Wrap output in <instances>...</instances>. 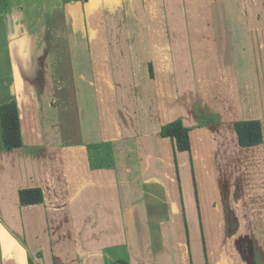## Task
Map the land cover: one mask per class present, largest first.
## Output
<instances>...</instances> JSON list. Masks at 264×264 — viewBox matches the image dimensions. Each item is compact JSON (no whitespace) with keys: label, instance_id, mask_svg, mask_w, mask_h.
Masks as SVG:
<instances>
[{"label":"crops","instance_id":"crops-1","mask_svg":"<svg viewBox=\"0 0 264 264\" xmlns=\"http://www.w3.org/2000/svg\"><path fill=\"white\" fill-rule=\"evenodd\" d=\"M110 1L0 0V105L17 102L22 135L5 151L0 127V264H264V221L245 219L264 213V0H254L261 10L245 17L243 33L209 31V58L225 61L220 69L209 59V82L232 79L238 103L227 114L209 103L201 124L187 120L162 72L155 82L165 91L142 99L134 123L107 108L115 95L97 94L92 79ZM237 35L241 43H217ZM64 36L74 111L56 103L67 95L51 81V42ZM153 36L152 77L174 68L168 31ZM175 120L188 129V151L160 135ZM248 120L260 121L257 146L240 145L235 125ZM31 188L43 201L22 205L18 192ZM247 239L255 255L231 249Z\"/></svg>","mask_w":264,"mask_h":264},{"label":"rangeland","instance_id":"rangeland-1","mask_svg":"<svg viewBox=\"0 0 264 264\" xmlns=\"http://www.w3.org/2000/svg\"><path fill=\"white\" fill-rule=\"evenodd\" d=\"M253 2L254 0H113L105 3L102 25L105 26L107 37L101 40L106 50L103 49V52L97 55L96 64L100 67L94 69L95 76L92 79L96 93L104 97L114 94L115 100L112 104L108 102L107 108L117 109L125 123L128 124L129 120L134 123L142 99L153 102L157 99L158 87L160 91H165L161 80L155 82L158 78L155 72L157 76L162 72L161 75L167 77V84L168 78L171 79L175 90L172 91L181 97L183 113L188 121L201 124V112H209V103L223 114L230 112V107L237 111V85L233 80H225L218 71L220 75L216 78L212 76L209 82V73L212 71L209 69V59L215 62L216 67H225L221 53L216 54L214 59L209 58V43H215L216 39L209 38V31L230 28L236 31V34L237 31L243 33L245 17L258 14L261 10L260 5L259 12L253 9ZM245 3H249V6ZM161 11H164L166 20H158ZM149 12L154 20L152 16L149 18ZM80 23L81 17L77 15L76 27L80 28ZM163 29L168 31V40L174 48V68L173 71L165 68L153 69L152 77L149 72L152 65L149 46L158 44L155 40L158 41L159 37L153 34L157 36L158 30ZM79 33L82 34L81 30ZM217 39L218 44L226 45L238 44L242 40L238 35L225 37L223 41L221 38ZM51 45L54 50L51 53V81L54 83V93L67 95L56 103L61 101L63 104H69L70 110L74 111L73 98L70 96L72 90L74 91V82L69 62L68 38H53ZM158 55L165 56L164 53ZM246 67L250 69L248 64ZM169 70L173 74L171 77L166 75ZM51 87L52 84L49 88ZM65 97L68 101L63 102ZM106 106L107 104L103 109ZM131 127L137 125L132 124ZM222 194L225 199L226 193ZM245 216L250 225L254 220L264 221V213H248ZM247 240L246 244L231 246V249L236 253L239 250L255 255L257 251L253 249V240Z\"/></svg>","mask_w":264,"mask_h":264},{"label":"trees","instance_id":"trees-1","mask_svg":"<svg viewBox=\"0 0 264 264\" xmlns=\"http://www.w3.org/2000/svg\"><path fill=\"white\" fill-rule=\"evenodd\" d=\"M83 88L86 91L87 84L83 85ZM0 127L5 151L16 149L22 145L21 124L15 100L0 105ZM235 128L241 146L252 147L262 142L261 124L258 120L239 121ZM160 135L174 140L178 151L183 152L190 149L188 129L182 125L180 120L164 125ZM18 196L22 205L37 204L43 201L39 188L22 189L18 192ZM121 263L127 264L126 262Z\"/></svg>","mask_w":264,"mask_h":264}]
</instances>
